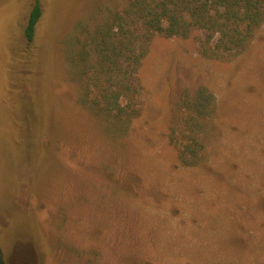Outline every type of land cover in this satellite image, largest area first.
I'll return each instance as SVG.
<instances>
[{
	"label": "rangeland",
	"instance_id": "374dc122",
	"mask_svg": "<svg viewBox=\"0 0 264 264\" xmlns=\"http://www.w3.org/2000/svg\"><path fill=\"white\" fill-rule=\"evenodd\" d=\"M128 0H0V264H264V23L240 53L202 55L204 32L156 36L134 118L82 100L75 37ZM207 87L202 150L167 140L180 101Z\"/></svg>",
	"mask_w": 264,
	"mask_h": 264
},
{
	"label": "trees",
	"instance_id": "16d2710c",
	"mask_svg": "<svg viewBox=\"0 0 264 264\" xmlns=\"http://www.w3.org/2000/svg\"><path fill=\"white\" fill-rule=\"evenodd\" d=\"M41 16L39 0L28 14L24 38L32 42ZM264 23V0H128L108 10L92 30L75 37L69 60L83 85L82 101L98 114L132 119L137 113V71L156 36L183 38L204 32L202 55L218 58L242 52ZM215 98L205 86L180 101V118L167 140L182 166L202 150L200 135L213 115Z\"/></svg>",
	"mask_w": 264,
	"mask_h": 264
}]
</instances>
